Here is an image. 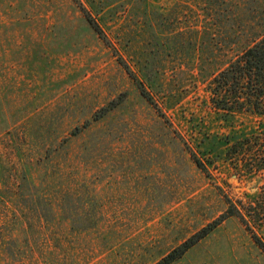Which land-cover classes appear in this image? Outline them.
I'll list each match as a JSON object with an SVG mask.
<instances>
[{"label":"rangeland","instance_id":"obj_1","mask_svg":"<svg viewBox=\"0 0 264 264\" xmlns=\"http://www.w3.org/2000/svg\"><path fill=\"white\" fill-rule=\"evenodd\" d=\"M184 3L0 0V264H154L228 199L243 213L256 206L263 180L209 177L186 151L183 139L200 136L192 123L215 116ZM146 64L163 85L143 96ZM49 203L65 212L46 218ZM85 209L99 231L70 227ZM246 219L226 220L173 264H264L253 238L264 243V224Z\"/></svg>","mask_w":264,"mask_h":264},{"label":"trees","instance_id":"obj_2","mask_svg":"<svg viewBox=\"0 0 264 264\" xmlns=\"http://www.w3.org/2000/svg\"><path fill=\"white\" fill-rule=\"evenodd\" d=\"M184 2L180 10L189 15L187 21L190 23L192 18L196 20L185 28L197 30L196 35L200 36L202 50L199 57L202 68L199 74L208 82L206 90L211 112L215 116V122L192 123L191 133L200 136L196 138L195 144L192 138L183 139L186 151L197 169L209 177L211 168L218 171L235 169L236 174L246 176L247 179L263 180V185L254 201L256 206L243 209L246 214L234 208L228 199V208L218 220L164 254L154 264H173L179 261L231 218H240L247 226L249 222L246 216L257 227L264 224V0ZM83 12L92 29L104 41L108 40L92 15L84 9ZM153 67L154 64L143 67L144 81L138 82L143 96L148 85L157 93L156 87L163 85ZM164 94L166 97V91H163ZM149 100H153V97ZM241 117L250 118L254 124L246 125L244 120H240ZM57 210L65 212V207L49 203L46 205L45 217L55 218V215H59ZM87 211L85 209L84 219L79 220L78 224H70L72 229L87 234L99 231V223L91 219L96 212L89 215ZM89 218L92 223H89ZM253 238L264 248V243L256 233H253Z\"/></svg>","mask_w":264,"mask_h":264}]
</instances>
